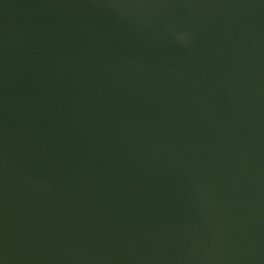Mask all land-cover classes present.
Segmentation results:
<instances>
[{"label":"water","instance_id":"water-1","mask_svg":"<svg viewBox=\"0 0 264 264\" xmlns=\"http://www.w3.org/2000/svg\"><path fill=\"white\" fill-rule=\"evenodd\" d=\"M0 264H264V0H0Z\"/></svg>","mask_w":264,"mask_h":264}]
</instances>
